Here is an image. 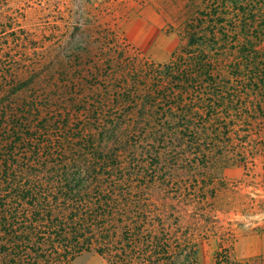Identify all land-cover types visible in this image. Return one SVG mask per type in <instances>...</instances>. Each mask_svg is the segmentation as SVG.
<instances>
[{
  "label": "trees",
  "instance_id": "1",
  "mask_svg": "<svg viewBox=\"0 0 264 264\" xmlns=\"http://www.w3.org/2000/svg\"><path fill=\"white\" fill-rule=\"evenodd\" d=\"M9 3L0 0L4 35L16 22ZM199 16L186 22L185 51L169 65L127 72L111 53L77 58L78 73H139L91 103L73 94L93 123L82 137H59L71 134L69 111L41 110L46 90L14 106L0 84V264H69L91 249L113 264H198L166 207L172 196L201 199V175L189 165L236 163L235 139L249 132L235 119L247 101L264 125V0H201ZM155 184L165 187L162 204ZM215 264L250 263L224 251Z\"/></svg>",
  "mask_w": 264,
  "mask_h": 264
},
{
  "label": "rangeland",
  "instance_id": "2",
  "mask_svg": "<svg viewBox=\"0 0 264 264\" xmlns=\"http://www.w3.org/2000/svg\"><path fill=\"white\" fill-rule=\"evenodd\" d=\"M8 11L16 22L5 35L0 31V48L7 49L4 56L0 53V64L10 72L0 73V84L14 93L9 98L14 106L46 90L51 101L45 104L40 97L39 108L49 105L63 117L68 110L71 134L63 131L59 137L76 139L84 135V124L93 123L80 113L85 107L73 94L82 93L91 103L94 93L115 90L123 77L139 74L121 68L116 73L74 72L85 64L77 58H85L88 49L90 54L111 53L127 72L169 65L185 51V24L193 15L200 17L201 0H10ZM255 104L247 101L249 112L235 119L236 124L246 122L248 128L242 129L249 132L248 138L243 132L234 136L241 152L236 163L201 164L199 169L183 164L201 175V199L172 196L167 204L174 235L189 243L198 264H215L224 251L264 264V125L254 119ZM164 190L158 184L151 188L159 204L167 196ZM69 264H113V259L91 249Z\"/></svg>",
  "mask_w": 264,
  "mask_h": 264
}]
</instances>
